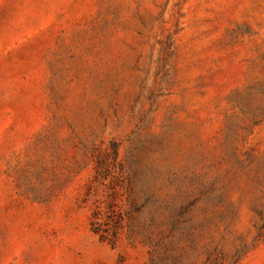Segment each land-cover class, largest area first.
<instances>
[{
  "label": "rangeland",
  "instance_id": "obj_1",
  "mask_svg": "<svg viewBox=\"0 0 264 264\" xmlns=\"http://www.w3.org/2000/svg\"><path fill=\"white\" fill-rule=\"evenodd\" d=\"M0 264H264V0H0Z\"/></svg>",
  "mask_w": 264,
  "mask_h": 264
},
{
  "label": "trees",
  "instance_id": "obj_2",
  "mask_svg": "<svg viewBox=\"0 0 264 264\" xmlns=\"http://www.w3.org/2000/svg\"><path fill=\"white\" fill-rule=\"evenodd\" d=\"M102 219H103V214H100L99 212L92 215V221H93L94 225H96L97 222H101ZM96 233L98 234L99 232H96ZM101 238H102V240H105V238L102 235H101Z\"/></svg>",
  "mask_w": 264,
  "mask_h": 264
}]
</instances>
